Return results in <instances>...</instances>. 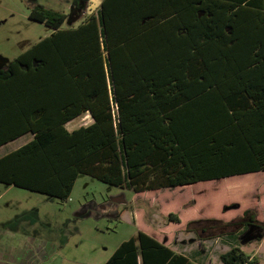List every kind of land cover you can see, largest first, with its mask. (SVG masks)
Segmentation results:
<instances>
[{"label":"trees","instance_id":"16d2710c","mask_svg":"<svg viewBox=\"0 0 264 264\" xmlns=\"http://www.w3.org/2000/svg\"><path fill=\"white\" fill-rule=\"evenodd\" d=\"M28 18L51 34L0 69V147L33 135L0 158L1 184L67 201L80 175L143 193L264 171V0H102L68 29L39 4ZM219 259L259 264L238 246ZM105 264L195 263L139 231Z\"/></svg>","mask_w":264,"mask_h":264},{"label":"rangeland","instance_id":"374dc122","mask_svg":"<svg viewBox=\"0 0 264 264\" xmlns=\"http://www.w3.org/2000/svg\"><path fill=\"white\" fill-rule=\"evenodd\" d=\"M94 2L0 0V69L50 36L48 27L28 18L35 5L66 14L62 29H68L83 22L89 11L98 12ZM80 120L68 129L78 126ZM222 212L226 222L200 219ZM169 214L180 217V224L170 222ZM253 214L256 222L243 229L240 223ZM258 220L264 221V173L143 193L80 175L67 201L16 188L0 196V228L16 226L21 232L29 230L52 241L61 264H105L123 241L136 237L139 231L187 255L200 249V241L204 248L239 231L234 239L240 248L263 240L264 223ZM226 246L218 244L213 252H222ZM262 252L259 264H264V248Z\"/></svg>","mask_w":264,"mask_h":264},{"label":"crops","instance_id":"0c3cea01","mask_svg":"<svg viewBox=\"0 0 264 264\" xmlns=\"http://www.w3.org/2000/svg\"><path fill=\"white\" fill-rule=\"evenodd\" d=\"M89 1L94 2L93 0H89ZM101 2L102 0L101 1L98 0L97 2H94L95 5L93 8L99 7ZM92 12L93 11L91 10L89 11V14L87 13L86 14L89 16L90 14H93ZM77 119H81L79 121L78 126H74L71 129H68L69 124L73 123ZM92 122L93 120L90 117V115L88 113H85L81 115L80 117L68 122L65 125V127L68 131H73L81 126H89L90 124H92ZM32 138H33V135L26 134L14 141H11L1 146L0 147V158L12 151L17 150L21 146L31 141ZM257 173H264V171L257 172ZM251 174H256V173H251ZM245 175H249V174H245ZM245 175H241V176H245ZM234 177H239V176H234ZM221 180H224V179H221ZM205 182H209V181H205ZM198 183H201V182H198ZM198 183H195V184H198ZM195 184H191V185H195ZM191 185H186V186H191ZM14 188L20 189L14 186H8V185H4L0 183V196L4 195L5 193L9 192L10 190ZM20 190H24V189H20ZM155 191H158V190L147 191V192H155ZM180 209H183V208L180 207ZM224 215H225V212H222L221 215L217 217L203 215L201 216L200 219L210 220V218L211 219L216 218L217 220L219 219L220 221L226 222L227 218H225ZM258 221L264 223V221H261V220H258ZM176 224H180V217H179V222ZM30 233L31 232H29V230H25V232L23 230V232H21L18 230L16 226H13V228H10V229L0 228V264H61L62 263L60 258L55 257V246L52 241L40 239L35 234L32 235ZM234 238L236 239L237 235L235 236L227 235L223 237L221 236V238L216 239L215 243L213 244L211 243L209 246L205 245L204 248L200 245V243H198V247H200V249L198 248L197 250L193 251L191 255H187L185 252L178 251L169 245H165V244L164 245L169 247L175 253L186 256L189 260H191L195 264H222L219 259V256L220 254L228 251L230 248L237 246L236 244L237 240H235ZM218 244H221L222 246L224 245L225 246L227 245V246L225 250L222 252L219 250L218 251L215 250L213 252V248L217 247ZM263 248H264V238L259 243H250L247 245L240 246V249L244 251L246 254H248L252 259L253 258L258 259V256H260L261 253H263L262 252Z\"/></svg>","mask_w":264,"mask_h":264}]
</instances>
